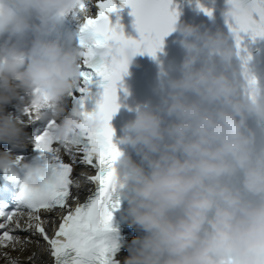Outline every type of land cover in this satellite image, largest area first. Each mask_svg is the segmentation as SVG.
Wrapping results in <instances>:
<instances>
[{"label":"clouds","instance_id":"9594fccd","mask_svg":"<svg viewBox=\"0 0 264 264\" xmlns=\"http://www.w3.org/2000/svg\"><path fill=\"white\" fill-rule=\"evenodd\" d=\"M81 2L0 0V142L22 146L24 124L5 111L13 101L21 113L40 108L60 140L102 127L66 108L82 82L84 48L64 25L84 17ZM173 28L184 49L179 74H164L158 103L138 106L116 142L130 149L118 147L116 193L139 233L122 264H264V84L249 71L236 78L230 31L179 18ZM113 51L129 65L137 55ZM18 164L0 153V171ZM21 170L18 195H46L56 179L47 161Z\"/></svg>","mask_w":264,"mask_h":264},{"label":"snow or ice","instance_id":"6c2138e0","mask_svg":"<svg viewBox=\"0 0 264 264\" xmlns=\"http://www.w3.org/2000/svg\"><path fill=\"white\" fill-rule=\"evenodd\" d=\"M227 3L226 23L247 77L251 57L241 53L247 52V39H264V0H227ZM89 4L90 0H82L80 4L84 13L80 27L84 87L78 90L87 93L89 85L99 84L102 91L95 110L86 111L83 99L80 108L86 120L101 119L102 127L93 134L77 132L60 140L52 131L54 122L48 121L34 138L35 148L48 154L47 166L54 171L56 179L46 195L21 194L15 197L13 205L0 204V258L6 264H31L36 258L35 252L23 261L12 253H23L34 243L39 245L40 241L33 239L36 236L47 245L52 264H116L113 213L120 207V201L116 196L114 163L121 153L113 142L115 132L111 120L121 107L118 91L129 61L113 49L116 45L130 46L137 54L147 53L155 58L164 38L174 30L179 12L173 0H120L121 7H130V14L135 17L139 38L133 39L125 36L119 21L112 24L109 19V14L119 11L116 0H96L95 16L90 14ZM197 6L208 16L212 15L199 0ZM248 83L255 85L257 81L250 77ZM25 113L29 119L38 118L41 109L26 107ZM77 167L82 169L79 173L75 171ZM9 172V178L21 187L20 176ZM46 223L53 225L52 235Z\"/></svg>","mask_w":264,"mask_h":264},{"label":"bare ground","instance_id":"6f19581e","mask_svg":"<svg viewBox=\"0 0 264 264\" xmlns=\"http://www.w3.org/2000/svg\"><path fill=\"white\" fill-rule=\"evenodd\" d=\"M21 254H22V253H21ZM16 255H19V256H21L20 254H16ZM16 255H15V256H16Z\"/></svg>","mask_w":264,"mask_h":264}]
</instances>
